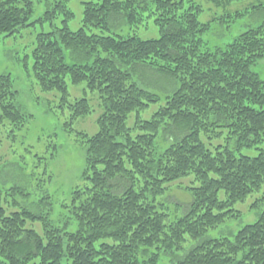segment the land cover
<instances>
[{
    "label": "trees",
    "instance_id": "1",
    "mask_svg": "<svg viewBox=\"0 0 264 264\" xmlns=\"http://www.w3.org/2000/svg\"><path fill=\"white\" fill-rule=\"evenodd\" d=\"M47 1L38 21L53 24L62 15V27L37 34L32 52L37 83L67 102V79L85 82L98 93L103 113L98 132L77 133L86 146L82 179L88 183L75 188L67 207L76 228L57 225L42 202L41 212L24 207L9 212L0 191V264H159L163 253L183 250L187 238L199 242L173 264H264V207L233 238H205L209 229L241 216L237 203L264 189V153L237 155L228 146L207 143L224 129L237 149L264 141V79L253 69L264 59V19L212 50L204 40L211 23L200 21L203 8L193 0L89 1L76 31L69 27L75 16L70 0ZM255 8L264 11V3ZM34 9V0H0V32L11 36L34 24ZM146 11L155 16L159 38L104 34L112 15L134 28L143 24ZM138 67L179 84L149 119L140 113L160 97L133 80L130 70ZM13 87L10 74L0 75V122L20 129L32 115L16 105ZM71 108L73 118L92 110L87 98ZM133 112L137 118L130 127ZM163 131L171 140L160 153ZM190 175L198 185L184 189L193 201L183 216L168 222L153 200ZM10 191L29 195L19 186ZM260 202L264 206V193L252 207ZM30 222L40 223V231Z\"/></svg>",
    "mask_w": 264,
    "mask_h": 264
},
{
    "label": "rangeland",
    "instance_id": "2",
    "mask_svg": "<svg viewBox=\"0 0 264 264\" xmlns=\"http://www.w3.org/2000/svg\"><path fill=\"white\" fill-rule=\"evenodd\" d=\"M96 0H70L67 6L75 13L69 22V27L76 31L83 25V11L86 2ZM203 8L199 19L201 22L211 23V29L204 35L208 48L224 47L238 35L249 28L260 24L264 19V11L256 10V6L264 0H193ZM35 9L30 21H35L20 32L7 36L0 32V75L10 74L16 91V105L21 111L30 116L20 129L15 128L9 120L0 122V191L2 203L9 212L24 207L32 212H41L39 206L45 203L44 211L50 212V218L60 226L66 223L67 228L74 230L76 223L72 221L69 209L72 193L76 187H84L88 182L82 179L85 170L86 146L80 142L77 133L93 135L98 132L97 119L103 113V107L97 92L87 88L85 82L74 85L69 79V96L63 102L60 92L44 91L37 83L33 72L32 52L39 32L50 31L55 27H62V15L53 24L41 23L38 20L44 15L49 6L47 0H34ZM146 11L143 24L130 27L122 16L112 15L111 30L108 34L137 33L143 39L160 37V30L155 24V16ZM102 33L101 30L93 29ZM70 61V52L67 51ZM253 69L264 79V59ZM133 80L141 87L156 93L160 100L152 103L146 110L141 111L142 119H149L152 114L165 104L166 97L178 87L176 80L153 70L138 67L131 69ZM87 98L90 101L91 112L86 116L73 118L71 104L75 100ZM137 112H133L128 119V126L133 127ZM164 137V131L158 138V151L161 153L170 144V137ZM208 146L224 145L233 149L237 155L255 157L264 153V141L251 147L236 148L235 141L228 140V132L207 141ZM55 145L57 147H55ZM194 175L182 178L169 185V189L153 200L168 214V222L183 216L193 201L192 195L184 189L195 186ZM19 186L29 195L24 197L11 193V188ZM264 189L253 193L244 202L235 205L241 212L239 218H232L209 229L205 238L228 236L233 238L237 232L247 224L254 223L264 207L262 202L257 208L252 204L263 196ZM49 197V198H48ZM220 199H225L224 191L219 192ZM18 204L14 206V203ZM14 202V203H13ZM42 202V203H41ZM50 202V205L48 204ZM47 208V209H46ZM29 226L40 231V223H29ZM199 241L187 238L183 250L174 254L161 255L159 264H173V260L181 257Z\"/></svg>",
    "mask_w": 264,
    "mask_h": 264
}]
</instances>
